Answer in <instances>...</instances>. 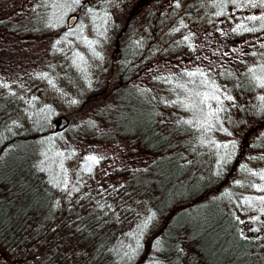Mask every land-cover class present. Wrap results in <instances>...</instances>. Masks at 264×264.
<instances>
[{"label":"trees","instance_id":"obj_1","mask_svg":"<svg viewBox=\"0 0 264 264\" xmlns=\"http://www.w3.org/2000/svg\"><path fill=\"white\" fill-rule=\"evenodd\" d=\"M25 1L0 0V58L4 59L0 67L9 66L14 56L20 59L17 63L31 62L26 58L28 48L21 47L24 57H20L18 51L8 47V39L19 37L18 31L25 24H37L45 17L43 9L55 3L31 0L24 7ZM85 1L80 4L82 15H106L109 36L105 46L110 53L95 70L93 85L77 104V111L92 112L108 125L112 135L128 137L131 153L149 157V163L128 173L120 185L130 211L124 216L118 218L106 194L101 198L88 194L72 201L69 194H64L66 203L62 205L58 200L62 189L48 175L41 152L40 142L50 137L48 132L53 129L52 122L45 121L46 110L36 116L31 110L34 118L27 119L19 112L23 104L10 100L13 97L9 92L2 93L0 245L22 264H145L152 260L157 264H185L187 252L191 258L188 264H264V236L245 234L233 208L240 188L249 185L252 169L258 170L264 158H254L253 166L252 160L240 164L237 175L232 172L236 167L234 156L230 170L225 171L222 158H218L221 149L199 144L204 128L193 125L192 119L199 113L192 102L194 91L200 89L196 86L199 75L190 77L187 73L200 70L195 66L200 57L189 26L196 22L198 12L201 17L207 15L210 24L225 12L230 15L231 0H178L169 10L164 9V3L172 0ZM252 15L241 16L242 20L225 35L220 32L217 43H231L229 47H233L242 35L261 38L264 45L260 22L246 19ZM237 25L255 27L256 31H233ZM263 51L264 47L248 48L243 52H218L217 56L209 53L207 57L209 66H213L210 82L220 81L239 100L247 98L252 118L264 114V92H258L261 88L248 69H255V76L262 77ZM160 55L175 61L178 70L157 67ZM38 101L32 100L23 110ZM207 105L200 103L201 111ZM236 108L240 123L244 108L238 104ZM231 117L225 110L224 118L232 129ZM64 128H55L54 133ZM249 132L253 147L264 154L263 115ZM239 175L244 178L236 181L234 177Z\"/></svg>","mask_w":264,"mask_h":264},{"label":"rangeland","instance_id":"obj_2","mask_svg":"<svg viewBox=\"0 0 264 264\" xmlns=\"http://www.w3.org/2000/svg\"><path fill=\"white\" fill-rule=\"evenodd\" d=\"M176 1L178 0L164 3V9L169 10ZM53 2L55 3H50L43 9L45 17L42 16L37 24H25L18 31L19 37L8 39V47L18 51L20 57H24V54L20 52L21 47L26 46L25 48L30 51L26 58L31 62L24 64V62L18 61L17 63V60L20 59L14 56L11 61H8L10 62L7 64L9 66L1 65L0 101L4 99L2 93L9 92V95L13 97L10 100L14 99L13 101L23 104V106L20 105L22 110L20 109L19 112L26 114L27 119H33L40 110H46L45 121L52 122L53 129L48 132L50 137L44 138L45 140L40 142L42 143L41 152L46 159L48 175L62 189L58 197L59 202L63 203L62 205L66 203L64 194L71 193L70 201L79 197H88V194L97 198L107 195L108 199L112 201V209L117 212L119 218L130 212L125 206L127 197L122 196L120 185L125 182L128 173L145 168L150 158L133 155L130 151L128 137L112 135L107 131L108 125L92 112L77 111V104L93 85L95 70L101 66L107 54L110 53L108 46H105L109 36L106 15L104 13L82 15L80 4L85 3V0H80L79 4H72L71 0H55ZM31 3V0H26L23 5L26 7ZM228 12L231 16L225 12L224 16L220 15V18H217L213 24H210L207 15L204 14L201 17V12H198L194 16L196 22L193 23V26H189L193 31V42L200 57L195 66L205 73V76H198L196 86L200 89L194 91V96H192V102L197 104L199 111L192 119L195 122L193 125L204 128L198 141L203 148L205 144L210 147L214 145L215 148L220 146L217 147L221 149L218 158H222L220 161L222 167L226 166L225 171L230 170L231 164L229 165V163L235 156L236 167L232 172L236 174V169L240 164L246 165L252 160L253 166L256 164L254 158H264L262 150L253 147L252 134L249 132V130L254 131L257 122L262 115L264 117V114L252 118L251 112L247 109V107L249 108L247 98L239 100L231 96L220 81L215 82V79H211L210 82V68L213 66H209L207 57L209 58V53L217 56L218 52L234 53L235 51L243 52L248 48L250 50L261 48V38L253 40L242 35L235 39L236 43H232L233 47H229L231 43L229 46L228 43L227 45L223 43L220 46L217 42L220 32L225 35L236 22L242 20L243 16L246 17L251 13L253 15L264 13V8H253L246 4V0H237L235 4L232 3L228 7ZM238 14L239 16L236 17ZM72 17L74 19L70 21ZM192 18V16L189 18L190 21ZM189 19L188 22H190ZM251 37H260V35ZM257 39L258 41L255 42ZM168 60L169 65L166 64ZM2 61L4 59L0 58V63ZM156 61L157 67L162 70H178L174 66L175 61L173 62L170 57L160 55ZM154 65L150 64V67ZM196 67H193L192 71ZM261 72L264 78V71ZM205 80L207 83H204ZM204 87H207V90ZM216 88H219V92H214ZM263 89L261 88L258 92H264ZM196 92L201 95H196ZM204 93L219 95L221 103L218 105L216 100L209 99L206 103L208 105L201 111L199 102L203 99ZM226 96H231L232 99L227 100L224 98ZM37 99L40 101L33 103L32 108L27 107L23 110L32 100L34 102ZM189 103L186 104L191 105ZM236 103L244 108L243 121L240 123L241 114L236 108ZM218 107L219 111H217ZM189 109L191 110V107ZM31 110L34 112L32 117ZM225 110H228L232 116V129L224 118ZM209 112L214 114L209 116ZM60 115H64L68 119V124L64 128L65 131L54 133L56 123L53 122ZM235 127L238 129L236 130ZM103 134H106L107 137H103ZM244 135H247L248 138ZM240 141H244V144L240 145ZM243 145L245 148H242ZM241 150L245 152V155L238 152ZM58 153H63V155H58ZM87 156H96L97 162L85 160ZM263 160L258 165V170L251 166L254 173L253 179L248 186L240 188L241 194L233 202V208L242 221V230L248 235L261 234L264 236V202L260 200V197H264ZM89 167L91 171L87 170ZM243 178L244 175L234 177L236 181H241ZM62 209L65 207L62 206ZM122 226L125 224L122 223ZM76 249L72 250L73 254ZM190 259L187 252L185 264H188L187 260ZM0 264L22 263L0 245ZM145 264L157 263L152 260Z\"/></svg>","mask_w":264,"mask_h":264},{"label":"snow or ice","instance_id":"obj_3","mask_svg":"<svg viewBox=\"0 0 264 264\" xmlns=\"http://www.w3.org/2000/svg\"><path fill=\"white\" fill-rule=\"evenodd\" d=\"M237 2V0H231V3L235 4ZM71 3L72 4H79L80 3V0H71ZM246 4L248 6H251L253 8H256V7H261V8H264V0H246ZM177 7H179V3L177 2L176 4ZM220 13H217V15H219ZM247 20L249 21H257V22H260L261 24V28L264 29V14H261V15H252V16H248L246 18ZM238 29H242L243 31H256V28L255 27H247L245 25H237V28L233 29V31H237ZM185 40H188L189 37L188 36H185L184 37ZM262 47H264V45H262ZM248 71L250 73H253V79L256 81V86L259 87V88H264V78L262 77H259V76H255V69L253 68H249ZM261 71H264V67L261 68ZM188 76H195V75H200V76H205V73L200 71V70H197V72H188L187 73ZM204 83H207V80L204 81ZM214 92H219V88H216L214 90ZM196 95H201L200 93H197ZM225 99L227 100H231L232 97L231 96H226L224 97ZM209 99H212V100H216L218 105L221 103V98L219 95H216V94H209V93H204L203 94V99L200 100V103L201 104H206L207 101ZM262 100H264V97H261ZM175 103V102H173ZM187 107H192V105H187ZM220 108L218 107L217 108V111H219ZM214 113L212 112H209V116L213 115ZM186 123H191V121H185ZM205 123H207V121H205ZM217 147H220L219 145ZM224 147H227V145H224ZM58 155H63V153H58ZM97 157L96 156H87L85 157V160L87 161H91V162H97ZM62 166V165H61ZM43 171V169H41ZM88 171H91V168L89 167L87 169ZM56 186V185H54ZM71 193H69L70 195ZM260 200L261 202H264V197H260ZM149 220H151V217H149ZM148 223V221H145V225L146 226Z\"/></svg>","mask_w":264,"mask_h":264},{"label":"water","instance_id":"obj_4","mask_svg":"<svg viewBox=\"0 0 264 264\" xmlns=\"http://www.w3.org/2000/svg\"><path fill=\"white\" fill-rule=\"evenodd\" d=\"M73 19L74 17H72L70 21ZM54 123H56V129L60 130L68 124V119L64 115H60L58 118L54 120Z\"/></svg>","mask_w":264,"mask_h":264}]
</instances>
